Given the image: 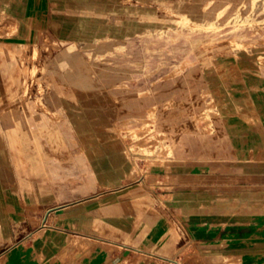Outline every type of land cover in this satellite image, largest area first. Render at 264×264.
Instances as JSON below:
<instances>
[{
  "label": "crops",
  "instance_id": "1",
  "mask_svg": "<svg viewBox=\"0 0 264 264\" xmlns=\"http://www.w3.org/2000/svg\"><path fill=\"white\" fill-rule=\"evenodd\" d=\"M241 3L0 0V264H264V46L172 32Z\"/></svg>",
  "mask_w": 264,
  "mask_h": 264
},
{
  "label": "rangeland",
  "instance_id": "2",
  "mask_svg": "<svg viewBox=\"0 0 264 264\" xmlns=\"http://www.w3.org/2000/svg\"><path fill=\"white\" fill-rule=\"evenodd\" d=\"M242 4V5H241ZM240 4V6H238V8H236L235 10H225V11H220L217 14H215L214 16V21H210V23L208 24H199V23H194L191 22L190 20H186V19H181L179 17H177L176 20V27L174 30H172V32L174 33H191V34H197V33H205L209 35V39L208 41H206L204 44H202L200 46V50L202 51H207L209 49H212L213 47H215V44H219V45H229L232 46V48H236L239 50H244L246 48L252 47V46H260L263 47L264 46V40H259L258 42H248V40H242V39H238V40H230L228 39V35L225 37H222V41H218L216 39H214V37L218 34V33H222V32H231L233 35H235L237 38L239 37L240 34H247V37L249 35H252L253 37H255V35H253V33H258L257 35L259 37H264V0H242V3ZM216 21L222 22L224 21V28L220 29L219 26H217V24L215 23ZM12 30L15 31V26L13 25ZM169 31V30H166ZM160 32H165V30H161ZM218 32V33H217ZM224 33V34H225ZM233 37V36H232ZM256 38V37H255ZM251 45V46H250ZM27 46H25L23 44V42H16L13 40V37H7L4 38L2 40H0V55H5L7 57H11L13 59H16L17 64H18V72H19V78H21L22 76L26 75L27 70L26 67L24 66V58H25V52H26ZM37 69L33 68L32 71H30V73L32 75H34L36 73ZM1 72V71H0ZM19 93V92H18ZM145 129H143L141 132V134L143 135V133L146 132H150L153 129L152 126H150L149 124H147V121L145 122ZM150 124H155V131H158V122H154L153 119H151L150 122H148ZM157 123V124H156ZM166 134L163 136L165 145L167 146L168 150H171V155H172V149L169 146L170 144H172V142L174 140H178L180 139V137L186 133H190V128L186 125L183 124L181 126H177L175 129V134H173L172 132L168 133L170 130L168 128H166ZM159 132V131H158ZM133 137H130V139L134 138L136 139V135H132ZM146 138H149L151 136H145ZM147 142V141H146ZM149 143H153L152 140L148 141ZM261 156V154H254V153H247V154H241V160H249V159H258ZM139 191H141L144 194H149L150 192H152L154 189H152L151 187H147V188H143L140 187L138 189ZM146 197V196H145ZM118 200V198H113V200ZM147 201V207L149 208V210L151 209V204L153 203V201L151 199H148L146 197ZM104 202V201H103ZM102 203V202H101ZM103 206V205H102ZM101 206V208H102ZM100 207V206H99ZM98 214L104 213V210L102 208L97 210ZM147 217V218H146ZM97 219V224H100V228H97L96 230H92L91 231V235L93 238H91V241L88 240H83L80 243L81 246V250H82V254L85 250H86V245L90 244L91 246H97L100 249H105L106 252L109 254V256H114L115 253L117 252V248H115L114 246L108 245L106 243H108L109 241L104 239L103 236V232H102V227H101V223H102V219H104V216H99L96 218ZM143 219H148V216L143 217ZM99 221V223H98ZM83 241H87L85 242L86 245L84 244ZM92 242V243H89ZM84 244V245H83ZM91 254V251L87 252V254L85 255H89ZM150 259L145 257V264H154V263H150L152 261H149ZM153 262H157V261H153ZM172 262L169 263H160V264H171Z\"/></svg>",
  "mask_w": 264,
  "mask_h": 264
}]
</instances>
